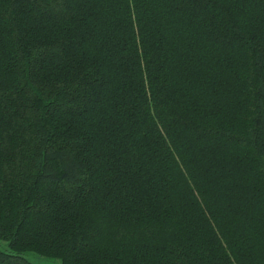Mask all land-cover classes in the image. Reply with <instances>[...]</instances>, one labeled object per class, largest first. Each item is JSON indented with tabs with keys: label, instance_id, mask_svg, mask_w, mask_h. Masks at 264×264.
Instances as JSON below:
<instances>
[{
	"label": "trees",
	"instance_id": "trees-1",
	"mask_svg": "<svg viewBox=\"0 0 264 264\" xmlns=\"http://www.w3.org/2000/svg\"><path fill=\"white\" fill-rule=\"evenodd\" d=\"M264 264V0H0V264Z\"/></svg>",
	"mask_w": 264,
	"mask_h": 264
},
{
	"label": "rangeland",
	"instance_id": "rangeland-1",
	"mask_svg": "<svg viewBox=\"0 0 264 264\" xmlns=\"http://www.w3.org/2000/svg\"><path fill=\"white\" fill-rule=\"evenodd\" d=\"M28 257L35 264H47L50 261L48 258L38 256V255H34V254H30V256H28Z\"/></svg>",
	"mask_w": 264,
	"mask_h": 264
}]
</instances>
